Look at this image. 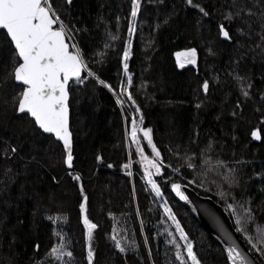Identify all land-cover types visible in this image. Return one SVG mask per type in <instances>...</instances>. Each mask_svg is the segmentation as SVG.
Returning <instances> with one entry per match:
<instances>
[{
    "label": "trees",
    "instance_id": "16d2710c",
    "mask_svg": "<svg viewBox=\"0 0 264 264\" xmlns=\"http://www.w3.org/2000/svg\"><path fill=\"white\" fill-rule=\"evenodd\" d=\"M53 2L66 23L82 30L76 33V43L96 76L115 93L123 83L136 104L127 100V94L121 97L124 103L117 104L116 94L96 77L72 82L73 166L68 170L62 145L37 129L29 116L15 111L12 97L19 89L7 79L14 67V49L0 31V264H60L45 255L60 242L57 234L66 237V249L73 253L70 264H88L89 244L93 264H180L174 245L167 241L174 239L181 250L185 242L163 211L165 202L201 264H228L220 246L177 201L170 185L185 184L212 198L235 229L236 217L228 204L235 206L237 216L243 213L241 204L253 209L256 219L248 227L253 235L256 225L264 226V175H258L264 174V40L260 39L264 4L194 0L208 11L204 16L186 0H141L130 36L131 0ZM240 7L245 9L241 16L225 18ZM248 8L255 14L247 15ZM220 24L231 39L219 35ZM190 48L196 49L198 62L177 63L176 54ZM133 120L139 128L152 129L161 152L162 171L153 170L160 197L144 178L147 162L141 163L136 144L126 138ZM138 137L144 155L151 159L143 133ZM187 157L193 168L187 166ZM76 174L81 177L78 181L73 178ZM233 179L236 183L230 184ZM81 202L97 224L91 241L84 235ZM114 234L126 247L124 253L115 248ZM251 253L264 264V258ZM63 259L69 260L66 255Z\"/></svg>",
    "mask_w": 264,
    "mask_h": 264
},
{
    "label": "snow or ice",
    "instance_id": "6c2138e0",
    "mask_svg": "<svg viewBox=\"0 0 264 264\" xmlns=\"http://www.w3.org/2000/svg\"><path fill=\"white\" fill-rule=\"evenodd\" d=\"M72 0H66L70 4ZM141 0H131V17L128 23V33L131 36L135 31V17H137ZM188 5H192L204 15H209L205 7L199 3H194V0H186ZM257 3L264 4V0H257ZM235 6V5H234ZM245 12L244 7H240L234 14L230 13L226 19H232L233 15L241 16ZM247 15H254L251 8L247 9ZM261 18L264 19V12H261ZM119 19V17L117 18ZM264 29V24H261ZM0 29L6 30L7 38H10V44L13 46V64L14 67L7 75V79H13L16 82L15 87L19 89L12 97L15 104V111L24 113L32 118L37 129L44 133H49L55 136L57 141L62 142L63 150L66 154L64 163L71 168L73 166V143L72 133L69 130V83L75 78L79 83L89 77H96L98 82L110 91H113L117 96V104H123L121 99L127 94V100L131 101L133 105L136 104L134 97L123 83L120 85V92L115 93L110 84H107L103 79L96 76V73L88 66L84 58L82 49L76 43V33L82 31L77 28L75 24L66 23L62 18L60 11L54 6L53 0H0ZM238 31H242L238 29ZM219 35L231 39L230 33L226 30L224 24L219 25ZM116 36H111L115 40ZM264 40V34L260 36ZM105 44V47H108ZM177 63H180V57L184 58L187 63H195L196 49H187L184 53H177ZM129 48L125 45L123 52V68L125 73L128 71ZM87 71V76H83L82 72ZM237 80H243V77H236ZM132 84V78L129 76L128 85ZM248 87H251L249 84ZM205 91L208 89V82L203 84ZM245 97L249 96L247 90H242ZM136 112L140 109L137 106ZM143 117H141V123ZM143 133V139L147 141V145L151 147L152 158L144 155V148L141 147L138 133ZM132 143L136 144V152L140 155L141 163L147 162L144 168V178L151 186L152 192L156 197L161 196L160 185L153 179V170L156 174L161 173L163 168V161L161 159V152L153 141L152 129L139 128L135 120L132 121V128L129 133ZM252 135L255 137L257 133L254 131ZM210 147V146H209ZM15 153L17 149L11 148ZM203 155V153H202ZM101 157L97 156V160ZM189 168H193L191 157L186 158ZM217 164H223L222 161H217ZM111 167V165H109ZM124 168L129 165L125 164ZM179 169H173L178 171ZM264 175V174H258ZM75 180H80L79 174L73 177ZM55 179V178H54ZM230 184L236 183L233 179L229 181ZM172 190L181 200H186L184 192L181 190L179 183L171 184ZM83 194V188H81ZM87 200V197H84ZM229 209H233V216L236 217V232L241 233L247 243L251 246L246 252L231 234L226 236L228 241L224 251L227 254L228 264H255L251 259L250 253L255 252L261 258H264V226L256 225L255 235L248 231L249 222L255 221L253 209L244 207L243 213L237 216L235 206L228 204ZM82 223L84 225V235L87 241L93 238V230L97 228V224L89 219L86 210V204L81 202L79 205ZM164 211L168 218L175 224L176 230L179 233L180 240L184 241L183 249L181 245L174 239L167 241V243L174 245L176 249V260L180 264H201L196 252L194 251L193 243L188 239L187 234L181 227L180 222L176 219L172 209L167 206V202L163 205ZM115 232V229H114ZM59 243L54 244L45 254L46 258H51V261H60V264H70L73 253L66 249V237L57 234ZM171 236L172 233H169ZM112 240L115 242V248L121 253L127 249L123 245L122 240L118 239L114 234ZM38 247V246H37ZM186 253V257L184 255ZM65 255L69 258L65 261ZM94 252L89 244L87 249L88 264H93Z\"/></svg>",
    "mask_w": 264,
    "mask_h": 264
},
{
    "label": "water",
    "instance_id": "95a60500",
    "mask_svg": "<svg viewBox=\"0 0 264 264\" xmlns=\"http://www.w3.org/2000/svg\"><path fill=\"white\" fill-rule=\"evenodd\" d=\"M0 31L5 32L6 30L0 29ZM10 40V38H9ZM184 53V52H183ZM196 62L195 63H187L184 61L183 57H180V63L184 65H194L198 62V55L196 54L195 57ZM86 71L82 72V75H84ZM72 82H77L75 78L70 80L69 86ZM70 103V94H69V100L68 105ZM17 115H26L24 113H18ZM31 120L32 118L29 117ZM69 130L70 129V106H69ZM44 135L51 136L56 142L60 143L63 147L62 142L57 141L54 135L49 133H44L42 130H40ZM72 133V132H71ZM72 143H73V136H72ZM65 154V153H64ZM66 155V154H65ZM67 166V165H66ZM68 170H71L67 166ZM181 190L184 192L185 196L187 197L186 200H181L176 193L172 190L170 185V190L173 194V196L179 201L182 205H184L192 214V216L195 218V220L198 222V224L211 236V238L220 246L222 249L226 260H227V254L224 251L225 247L227 246V239L226 236L228 234H231L233 238L237 241V243L241 246V248L244 251H248V247L242 240V238L239 236L238 232H236V229L234 228L233 222L227 212L224 210V208L219 205L217 202H215L210 197H205L200 194H198L193 188H191L188 185L181 184ZM251 259L255 262V264H261L260 261L252 254L250 253ZM228 262V261H227Z\"/></svg>",
    "mask_w": 264,
    "mask_h": 264
},
{
    "label": "rangeland",
    "instance_id": "374dc122",
    "mask_svg": "<svg viewBox=\"0 0 264 264\" xmlns=\"http://www.w3.org/2000/svg\"><path fill=\"white\" fill-rule=\"evenodd\" d=\"M129 133H130V132H129ZM126 138H128V139H131V137H130V135H129V134L127 135V137H126ZM163 205H164V204L162 203V209H163V211H164ZM164 212H165V211H164Z\"/></svg>",
    "mask_w": 264,
    "mask_h": 264
}]
</instances>
